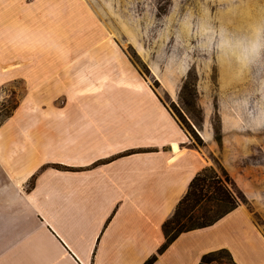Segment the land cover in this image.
Listing matches in <instances>:
<instances>
[{
    "label": "crops",
    "instance_id": "1",
    "mask_svg": "<svg viewBox=\"0 0 264 264\" xmlns=\"http://www.w3.org/2000/svg\"><path fill=\"white\" fill-rule=\"evenodd\" d=\"M70 1L0 0V35L12 37L0 87L27 86L0 124V264H199L222 249L264 264V233L238 205L158 253L163 222L207 161L136 68L106 56L102 34H74L85 11ZM43 19L50 36L24 28ZM18 37L36 42L32 60L9 57Z\"/></svg>",
    "mask_w": 264,
    "mask_h": 264
},
{
    "label": "rangeland",
    "instance_id": "2",
    "mask_svg": "<svg viewBox=\"0 0 264 264\" xmlns=\"http://www.w3.org/2000/svg\"><path fill=\"white\" fill-rule=\"evenodd\" d=\"M69 5L85 11L74 34H102L106 56L119 52L126 67L136 68L193 146L202 149L206 167L227 172L237 205L264 233V0H71ZM43 21H25L24 28L50 36L51 22ZM6 37L0 35V44ZM18 38L19 52L9 43V57L29 54L32 60L26 51L36 42ZM98 44L91 46L96 50ZM25 88L20 79L0 87V124L20 105ZM199 206L211 214L216 208L205 201ZM220 258L204 264H232L227 255Z\"/></svg>",
    "mask_w": 264,
    "mask_h": 264
},
{
    "label": "trees",
    "instance_id": "3",
    "mask_svg": "<svg viewBox=\"0 0 264 264\" xmlns=\"http://www.w3.org/2000/svg\"><path fill=\"white\" fill-rule=\"evenodd\" d=\"M220 170L222 175H219L211 167H203L190 181L188 190L178 201L173 215L163 222L162 229L165 240L158 249V253L167 248L179 233L207 227L237 206V196L230 182L231 179L226 171L221 168ZM208 171L213 174L206 176ZM202 201L213 202L216 207L213 210L214 213L211 214L209 207L199 206ZM197 208L201 209V213L196 214ZM221 255H227L232 264H236L226 249L206 253L202 256L199 264L221 262ZM156 258L157 255H153L143 264H152Z\"/></svg>",
    "mask_w": 264,
    "mask_h": 264
},
{
    "label": "bare ground",
    "instance_id": "4",
    "mask_svg": "<svg viewBox=\"0 0 264 264\" xmlns=\"http://www.w3.org/2000/svg\"><path fill=\"white\" fill-rule=\"evenodd\" d=\"M173 150H177V147L175 145L173 146Z\"/></svg>",
    "mask_w": 264,
    "mask_h": 264
}]
</instances>
